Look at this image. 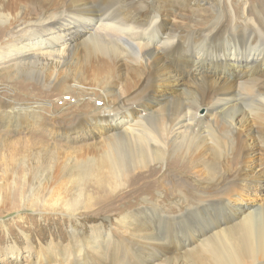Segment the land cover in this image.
<instances>
[{
    "label": "bare ground",
    "instance_id": "1",
    "mask_svg": "<svg viewBox=\"0 0 264 264\" xmlns=\"http://www.w3.org/2000/svg\"><path fill=\"white\" fill-rule=\"evenodd\" d=\"M207 1L158 0L157 9L151 11L138 0H122L120 7L96 11L95 6L108 0H0V71L9 70L11 84H21L16 79L27 76L54 93L74 92L79 98L87 93L102 102L98 114L79 120L81 128H95L102 135L97 155L87 158V165L78 166L73 174L69 175L75 166L68 164L58 178L49 179L43 187L50 193L42 201L45 207L66 210L69 217L78 216L85 201L89 211L98 205L103 210L112 208L128 192L137 196L144 186L159 184L156 178L160 165L165 164L178 171L187 167L211 183L203 189L184 187L193 195L197 192L194 198L222 192L235 209L229 222L219 220L210 234H201L197 242L178 252L159 240L150 222H144L143 208L122 214L116 220L123 228L121 238L111 228L105 246L117 244L127 249V264H139L143 252L145 258L163 253V258L148 264H264V202L255 199L258 184L264 180V74L258 73L264 57V25L260 23L264 11L257 15L261 20L253 22L248 11L244 14L247 21L238 23L242 9L232 7L229 17L221 15L210 24L194 10ZM189 32L195 36L185 37ZM220 36L225 37L228 49L222 54L209 53ZM190 37L195 41L192 54L185 49ZM207 63L211 69L233 68L235 79L225 74L209 77ZM186 68L191 69L187 77L181 74ZM7 93V88L0 87V143L5 144L11 138L2 132L13 126L14 118L21 127L22 118L35 119L37 125L41 115L40 104H17ZM245 99L251 100L249 106ZM254 105L259 111L253 112ZM200 108L206 110L202 117H198ZM120 109L127 110L126 117L119 116ZM27 147L37 156L33 162L26 161L30 178L37 172L35 164H41L45 147L34 140ZM258 151L259 175L248 166ZM219 162L224 168L217 167ZM173 181H169L171 185H179ZM91 182L98 188L110 183L112 192L92 204L84 197V188ZM179 197L178 206L186 207L187 212L212 199L201 196L199 204H191L184 191ZM160 200L144 208L152 213L167 210ZM71 229L69 245L58 247L52 241L37 255H44L46 264H90L91 252L105 264L107 254L95 245L106 231L104 226H91L89 237ZM17 248L8 249L14 256L18 254L14 264L21 262ZM37 258H29L25 264H39Z\"/></svg>",
    "mask_w": 264,
    "mask_h": 264
},
{
    "label": "rangeland",
    "instance_id": "2",
    "mask_svg": "<svg viewBox=\"0 0 264 264\" xmlns=\"http://www.w3.org/2000/svg\"><path fill=\"white\" fill-rule=\"evenodd\" d=\"M138 1L141 7L145 8V6H147L151 11L158 7V0ZM258 1H260L261 4L257 3V0H208L204 5L196 6V8L193 6L190 7L195 8V12L199 14V16H204V19L208 23L216 22L221 15L229 17L232 13V7H239L242 9V12L238 14V23L247 21V16L244 14H247L248 11L249 14L252 15L251 17L254 22L260 19L258 17L259 13L264 11V0ZM121 2L122 0H116L114 2L108 0L103 6L98 5L95 6L94 9L96 11L102 7H105L103 10L111 7L115 9L123 4H121ZM244 6H247V11L245 13ZM260 23L264 25L262 20ZM167 29L168 26L164 32H167ZM192 33L193 36H195V32H189L185 34V37L188 34L192 35ZM240 41L243 42L241 38ZM185 42L186 52L188 54L194 53L195 41L193 38L190 37ZM214 43L212 48L210 46L209 53H213L214 50L217 54H222L228 49L225 37H216ZM159 44L158 40L154 42V46L156 47ZM208 67H210V65L207 63L206 74L213 79L222 74H225L226 77L230 79H235L233 74L234 70L229 66H219L216 69ZM259 67L258 73L261 75L264 74V57ZM2 70L0 71V87L4 86L7 88V95L17 104H40L41 115L37 121V125L35 124V119H29L28 116L22 118V120L25 119L24 121L27 124L21 121V123L23 122L21 127L18 123V119L14 118L13 126L2 132V134L5 133V136L11 138V142L9 141L7 144L0 143V264H14L18 260V254L14 256V253L8 250L9 247L12 246L18 247L17 250H19L21 255L20 264L30 262L28 260L32 257H38L39 264H46L45 256L40 255V257L37 255L39 251H41L40 248L47 247L52 241H54L58 247L69 245L71 242L70 234L74 233H71L72 227L85 232L89 237L91 233L89 228L94 225H102L106 229L103 236L99 237L98 243L95 244L107 254L104 260L105 264H127L125 258H130L127 249L120 246L118 247L117 244L109 246L108 248L105 246L106 234L109 229L113 228L115 234L121 238L120 233L123 232V228L117 224L116 220L122 214L131 213L137 209L143 208L144 216L142 219L144 222H150L159 240L169 246L174 252L188 248L187 245L192 242H197L198 236L201 234H210L211 228L219 220L224 219L226 222H229V217L232 218L233 215L236 214L235 209L229 205V198L225 197V193L222 192L218 195L215 194V196L220 198V200L216 199L217 201L214 199L215 196L201 195L203 198L211 197L212 199H210V201L208 200V203H201L200 206L202 208L197 207V209L194 208L190 212L186 211V207L178 206L181 204L179 202L181 198L179 197V192L181 193V191H184L185 196L189 200H192L191 204H199L197 199L201 196L198 195L197 198H194L197 192L194 191L193 195L190 189L184 190V187L193 186L194 188L203 189L211 187V183H207L206 180H203L202 178L204 176L202 178L200 176L201 180L197 174H194L195 172H190L187 167H181V169L184 170L178 171L176 168L166 166L165 164L160 165L161 167L159 166L161 169L156 178L159 184L156 186H144V189L137 192L139 194L137 196L133 195L134 193L132 191L128 192L131 196H128V194H125L126 196H121L120 200L115 202L114 205L113 203L111 204L112 208L108 207L103 210L102 207L98 205L96 208H92V210L89 211V202L85 201L86 203L79 207L77 212L78 216L69 217L70 214L66 210H54L45 207L42 201H46L50 197V193L43 190V187L48 183V180L54 179V176L55 179L58 178L60 176V170L63 172V168L67 167L68 164H71L70 166H75L69 173V175L73 174L77 171L78 166L87 165L86 163L89 162L87 158H94L97 155L99 148L96 146L98 143H101L103 138L102 135H99L100 133L96 131L95 128H93L94 130L91 128H81L79 120L87 115L98 114L100 107H102V102L101 100H96V98L87 93H82L86 94V96L82 95L83 97L80 98L78 94L74 92L54 93L51 89H46V87L39 84L35 79L28 78L27 76H21L16 79L15 83L22 82L21 84L12 85L10 82L9 70ZM190 70L191 69L186 68L181 71V74L187 77ZM27 83H32V86H27ZM161 94L163 95V92H161ZM249 102H251V100L245 99V104L247 106L250 105ZM253 107V112H255V110L256 112L259 111L260 107L255 105ZM203 111L204 114H202ZM125 112H127V110H118L119 116L122 117H126ZM205 113V108H200L198 110V117L204 116ZM34 127L35 130L32 131ZM30 129L31 131H29ZM29 140L41 142L45 147V150L40 155L42 157L41 164H35L34 166L37 172L34 174L30 173V176L34 179H31V177L29 178L26 168V161L33 162L37 157L35 151L27 147ZM38 153L41 152L38 151ZM253 156L248 166L250 167V171H256L257 169V174L259 175V171L261 170V154L258 151L257 154L254 153ZM206 160L211 162L208 158H206ZM216 165L218 168H224L222 162L216 163ZM156 167H158V165ZM201 167L204 168L203 165ZM220 177L221 180L224 179L222 178L223 175ZM173 179V182L179 185H171L169 181ZM179 180L180 182H177ZM161 183L167 185L168 189L163 188V186L161 187ZM181 183L183 184L181 185ZM109 184L110 183H106L102 185L101 188H98L94 183H88L84 188V197L89 199L93 204L95 200L102 198L105 193L112 192ZM216 185L217 183H215V186ZM258 185L260 186V190L255 199L259 197L264 202V197H262V195H264V180ZM15 194L16 196L14 197ZM54 197L55 195L52 196L53 199ZM103 199L104 198L100 199L99 202ZM157 199L158 201L161 199L160 201L164 203V207H167V210L160 209L161 211L159 210V212L152 213L144 208L150 206V203L153 204ZM36 201H40L41 204H35L34 202ZM234 201H237L238 204L240 203L238 202L239 199ZM220 202H224L225 205L219 206ZM33 203L35 204L33 207L26 208ZM181 210L184 213L179 214ZM28 241L29 244L31 243L30 246L28 245ZM29 247H32V250H29ZM89 253L90 264L102 263L101 261L99 262L97 258H94L91 252ZM140 257L142 259H140ZM145 257H147L145 252L139 253V264H148L149 260L153 261L158 259V257L163 258V253H158L156 258L155 255L154 257L153 255H150L148 258Z\"/></svg>",
    "mask_w": 264,
    "mask_h": 264
}]
</instances>
